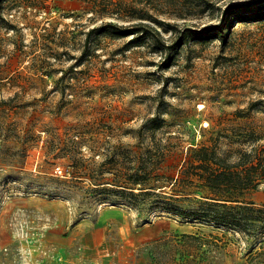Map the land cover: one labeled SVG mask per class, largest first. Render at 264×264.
<instances>
[{
	"label": "rangeland",
	"instance_id": "1",
	"mask_svg": "<svg viewBox=\"0 0 264 264\" xmlns=\"http://www.w3.org/2000/svg\"><path fill=\"white\" fill-rule=\"evenodd\" d=\"M245 4L264 11L263 0H0V264H178L192 247L175 237L199 231L231 240L198 264H260L234 230L181 220L129 183L136 171L168 190L157 175L175 176L189 147L231 126L264 132V15L247 18ZM245 199L264 203V184ZM92 225L101 245L88 260L78 233Z\"/></svg>",
	"mask_w": 264,
	"mask_h": 264
},
{
	"label": "trees",
	"instance_id": "2",
	"mask_svg": "<svg viewBox=\"0 0 264 264\" xmlns=\"http://www.w3.org/2000/svg\"><path fill=\"white\" fill-rule=\"evenodd\" d=\"M238 12L246 13L247 18L264 15V11L258 12L246 4ZM106 25L118 35H129L135 31L110 22ZM235 117L246 118L247 115L236 111ZM159 178L166 180L164 186L168 190L162 189L163 186L144 187L151 177L136 171L131 173L129 183L139 186L138 192L131 194L181 220L234 230L249 244L248 262L255 260L264 264V203L256 204L245 199L248 192L260 183L264 184L263 131L240 125L216 131L209 144L201 141L187 149L175 176L157 175ZM175 238L176 247H192L177 251L178 264L203 262L215 252H223L231 240V236L224 232L211 231L180 233ZM153 242L165 243L164 234ZM204 244L205 248L201 249ZM148 252L153 256L156 254L152 248Z\"/></svg>",
	"mask_w": 264,
	"mask_h": 264
},
{
	"label": "crops",
	"instance_id": "3",
	"mask_svg": "<svg viewBox=\"0 0 264 264\" xmlns=\"http://www.w3.org/2000/svg\"><path fill=\"white\" fill-rule=\"evenodd\" d=\"M101 231L99 226L92 225L89 228L79 231L78 245L83 256L88 260H93L94 252L98 251L101 245Z\"/></svg>",
	"mask_w": 264,
	"mask_h": 264
},
{
	"label": "built area",
	"instance_id": "4",
	"mask_svg": "<svg viewBox=\"0 0 264 264\" xmlns=\"http://www.w3.org/2000/svg\"><path fill=\"white\" fill-rule=\"evenodd\" d=\"M56 171H57V173H61V169L59 166L56 167Z\"/></svg>",
	"mask_w": 264,
	"mask_h": 264
}]
</instances>
